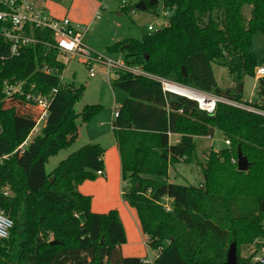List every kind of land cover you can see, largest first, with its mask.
Masks as SVG:
<instances>
[{"label": "trees", "instance_id": "16d2710c", "mask_svg": "<svg viewBox=\"0 0 264 264\" xmlns=\"http://www.w3.org/2000/svg\"><path fill=\"white\" fill-rule=\"evenodd\" d=\"M145 2L146 9L156 6ZM162 3L170 11L166 27L108 49L154 77L264 109V76L257 78L250 102L244 99L242 82L245 76L255 77V68L264 64V56L259 60L252 51L254 35L264 38V0ZM131 8L128 4L121 9ZM41 35L50 38L48 31H35L36 37ZM9 47L0 38V82L26 80L42 92L58 85L56 74L40 69L43 62L58 72L65 68L56 51L38 44L10 58ZM236 56L237 63H226ZM219 61L239 80L226 90L220 89L212 70V63ZM110 85L127 94L112 121L124 182L121 196L135 210L147 244L159 250L158 256L152 263L124 257L126 235L117 210L92 212L91 197L78 191L104 169L100 144L79 147L47 173L49 157L76 139L77 118L86 121L100 109L87 105L76 113L84 86L67 85L56 94L44 125L23 152L17 149L33 130L35 112L22 100H4L0 93V210L13 221L9 236L0 239V264L222 263L234 239L237 264H260L252 255L242 258L239 249L264 238V117L225 103H217L209 114L196 101L163 91L158 80L126 72ZM215 129L229 145L209 152L200 166V182L169 181V167L194 161V137L211 136ZM174 135L178 137L172 142ZM238 146L249 162L247 171L232 162H237Z\"/></svg>", "mask_w": 264, "mask_h": 264}, {"label": "rangeland", "instance_id": "374dc122", "mask_svg": "<svg viewBox=\"0 0 264 264\" xmlns=\"http://www.w3.org/2000/svg\"><path fill=\"white\" fill-rule=\"evenodd\" d=\"M34 3H41L43 0H31ZM50 2V10L53 9L61 15L65 14L72 20V15L81 19L80 24L89 23V31L83 37V44L90 50L97 52L107 57H118L121 52H112L108 48L115 42L124 40H141L143 33L147 32L148 26L158 27L159 19L163 18V12L167 10L162 0L156 4L154 8L145 10L136 9L135 5L142 0H125L133 8L122 10L120 8L121 1L123 0H47ZM148 1V0H146ZM101 3L106 6V9L101 10V16L96 19L94 13L101 7ZM48 4V3H47ZM73 21V20H72ZM252 51L257 55L260 60L264 56V38L261 34L257 33L253 37ZM65 69L61 75L62 82L66 85H74L75 87L84 86V91L81 99L75 104L74 109L76 113H81L83 108L87 105H99L100 109L92 114L88 120L83 121L81 116L77 118L78 135L76 139L65 149H61L56 155L49 157L46 164V171L50 173L57 164L65 159L69 153L78 149L79 147L88 143H98L100 140L104 144L113 142L114 135L111 128L112 113L115 108L120 107L127 94L119 89H113L110 81L113 76L106 75L105 69L96 65L95 76L88 75V67L83 63L67 59L63 57ZM239 58L232 57L227 59V64L237 63ZM212 70L216 82L221 90H226L237 83L239 80L235 73L229 71L228 65L224 62L212 63ZM255 77L245 76L242 79L244 85L243 96L244 99H254L256 94L257 82ZM1 131V128H0ZM39 132H33L29 136L32 139ZM195 136L194 144L196 146V156L192 163H178L169 167V173L172 182L177 184H198L201 179L200 166L205 164L210 151H218L228 146L225 144V135L218 129H215L210 136ZM175 136L171 137V141H175ZM93 140V141H91ZM235 162L236 160H232ZM180 173L178 177H174L175 173ZM173 176V177H172ZM185 178V179H184ZM117 181L113 180V187L109 194L111 202H117L120 199ZM132 209V208H131ZM134 211V209H132ZM122 212V211H121ZM123 215L126 217L125 212ZM129 242L130 245H135L143 249L140 254L146 253L151 258H154L156 252L151 249L148 244L143 245L138 233L130 230ZM251 244H243L239 249V255L242 258H247L252 255Z\"/></svg>", "mask_w": 264, "mask_h": 264}, {"label": "built area", "instance_id": "2783aa9c", "mask_svg": "<svg viewBox=\"0 0 264 264\" xmlns=\"http://www.w3.org/2000/svg\"><path fill=\"white\" fill-rule=\"evenodd\" d=\"M127 5L128 2L123 0L121 1L120 8H125ZM104 9H106V6L101 3V7L95 11L94 17L98 19L101 16V10ZM169 16L170 11L165 10L163 12V18L159 19V26L155 28L150 25L147 31L153 32L166 27ZM36 30L42 34L47 31L50 32V38L43 35L36 37ZM88 31L89 25L87 24L74 22L67 16H53L42 2L34 3L31 0H0V38L10 45L8 57H17L22 53L24 48L34 49L39 44L46 51H56V59L62 63H64L63 57L83 63L88 67V75L90 77L95 76V67L96 65H100L105 69L106 75H112L113 79L117 78L121 72H126L134 76H145L158 80L162 85L163 91L171 92L165 88L166 82L170 81L154 77L145 72L140 65L129 63L122 53L118 57L113 58L103 56L87 48L82 40ZM46 54L44 52V56ZM40 69L46 74H56L58 76V85L47 92H42L36 89L34 84H28L26 80H9L4 78L0 82V93L3 95L4 100H22L34 110L35 123L31 134L33 132H40L56 94L61 88L67 86L62 82L61 77L65 68L61 72H58L57 68L50 67L47 63L43 62ZM262 76H264V64H260L255 68V77L259 78ZM188 89L200 94L203 100L199 101L198 99L186 97L196 101L198 108L209 114L215 112L217 103H225L264 117V109L253 106L251 103L236 102L196 89ZM118 108H115L112 113L111 128L113 119L118 116ZM28 138L18 147L17 150L19 152H23L25 149L29 140ZM225 144L229 145V141L225 140ZM95 175L103 176L104 171L98 170L95 172ZM4 194H8L7 188L4 189ZM166 206L168 208V200H166ZM12 226L13 221L0 210V239L9 236ZM262 227L264 228V221L262 222ZM251 247L253 251L251 260L264 264V238H256L251 243ZM157 251L159 253V250ZM144 259L148 263H152L153 261Z\"/></svg>", "mask_w": 264, "mask_h": 264}, {"label": "crops", "instance_id": "0c3cea01", "mask_svg": "<svg viewBox=\"0 0 264 264\" xmlns=\"http://www.w3.org/2000/svg\"><path fill=\"white\" fill-rule=\"evenodd\" d=\"M42 3L53 16L55 17L67 16L65 14L61 15L59 12L55 11L54 9L53 11H51L50 10L51 8L49 7V4H50L49 1H42ZM72 20L74 22L82 21L81 19L77 18L74 15H72ZM87 25H89V23H87ZM254 79L257 82V77H255ZM252 96H255V95H252ZM251 98H249L248 101L252 100ZM174 136L176 137L175 138V141H176L178 136L177 135H174ZM98 144H100L105 149V152L103 155L104 175L97 176L94 180L84 181L81 185L78 186V191L81 194L91 197L90 208L92 212L107 213L108 211L113 210V209L117 210L119 214V218L125 230V235H126V242L121 245V253L124 257H140V258H146L149 260H154L156 256L158 255L157 250H154L156 252L155 257L151 258L146 253L140 254V251H143L142 247L141 248L138 247V249L137 248L135 249V245H130V242H129V233L127 232L128 230H130L131 234H132V231L134 232L135 230V232H137L138 236L141 238V241L144 246L145 244H147V236L141 230V226H140L135 210L133 211L132 210L133 208L131 209V207L122 199V196H121L124 182L121 177V158H120L119 149L115 141V137L113 139V142L109 143L108 145L104 144L102 140H100ZM179 175L181 174L177 172L173 176L178 177ZM113 180H116L118 182L117 186H118V191L120 193V199H118L119 201L117 202V204L116 202H111L109 199V194L113 187L112 185ZM200 180L197 183H199ZM169 181L172 182L170 173H169ZM189 184H192V183H189ZM193 185H196V184H193ZM123 212H125L126 217L123 215Z\"/></svg>", "mask_w": 264, "mask_h": 264}, {"label": "water", "instance_id": "95a60500", "mask_svg": "<svg viewBox=\"0 0 264 264\" xmlns=\"http://www.w3.org/2000/svg\"><path fill=\"white\" fill-rule=\"evenodd\" d=\"M147 3L149 5H156L158 3V0H148ZM136 9L145 10L147 7V4L145 0H142L138 2L135 5ZM182 72L185 73V68L182 67ZM237 169L239 171H247L249 168V162L247 158L243 155L240 146L237 148ZM212 264H237V245L236 240L234 239L226 252V260L222 263H212Z\"/></svg>", "mask_w": 264, "mask_h": 264}, {"label": "bare ground", "instance_id": "6f19581e", "mask_svg": "<svg viewBox=\"0 0 264 264\" xmlns=\"http://www.w3.org/2000/svg\"><path fill=\"white\" fill-rule=\"evenodd\" d=\"M166 90H169L171 92L180 94V95H185L194 99H198L199 101H202V96L184 86L177 85L171 82H166L165 84Z\"/></svg>", "mask_w": 264, "mask_h": 264}]
</instances>
